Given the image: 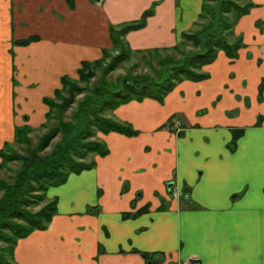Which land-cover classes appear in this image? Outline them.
<instances>
[{
  "label": "crops",
  "instance_id": "obj_1",
  "mask_svg": "<svg viewBox=\"0 0 264 264\" xmlns=\"http://www.w3.org/2000/svg\"><path fill=\"white\" fill-rule=\"evenodd\" d=\"M12 1L19 6L14 8ZM43 1L63 12L62 19L51 21V34L64 35L63 27L71 30L66 28L60 42L47 45L42 38L35 43L38 53L50 58L47 66L34 64L40 73L35 90L18 87L14 94L10 81L0 83V133L7 130L10 137L5 141L24 123L15 106L28 111V101L38 98L43 104V97L61 86L63 75L76 76L83 60L99 58L113 46L111 24L138 20L154 6L146 25L129 31L126 40L134 50L172 47L192 30L204 2L73 0L70 9L67 0ZM252 1L257 6L236 26L246 44L237 59L222 51L204 66L207 79L182 81L164 102L132 100L115 111L139 134L105 135L110 152L97 156L96 167L49 189L51 198L58 197V214L47 229L18 241V263L147 264L141 254L146 251L161 254L158 264H264V91H259L264 82V0ZM27 7L31 0H0V41L8 35L12 15L31 17ZM6 49L0 42V57L7 60ZM6 67L0 77L9 80ZM21 68L19 75L25 71ZM30 108L29 123H40L44 108L36 114ZM177 115L185 127L181 135L166 124ZM236 129L243 132L233 148ZM141 208L148 210L123 217Z\"/></svg>",
  "mask_w": 264,
  "mask_h": 264
},
{
  "label": "trees",
  "instance_id": "obj_2",
  "mask_svg": "<svg viewBox=\"0 0 264 264\" xmlns=\"http://www.w3.org/2000/svg\"><path fill=\"white\" fill-rule=\"evenodd\" d=\"M242 1L204 0L196 22L199 27L183 32L181 40L172 47L134 50L126 40L129 31L146 25L155 12L154 6L144 11L138 20L111 24L112 48L103 49L102 56L96 60H83L76 76L63 75L61 86L52 95L43 97L47 111L45 122L39 127L47 131L39 137L36 146L31 138L34 126L25 115L24 123L15 128L13 141H5L0 148V168H11L14 172L10 174L11 181L0 177V264H20L15 258L18 241L36 230L47 229L58 214V197H49V189L65 184L72 174L96 167L97 156L103 157L110 152L105 135L111 132L128 136L139 134L130 122L116 117L114 112L121 105L146 98L164 102L182 81L207 79L210 74L203 68L213 63L220 52L231 60L239 57L240 49L246 44L242 34H235L236 24L257 6L252 0ZM67 2L71 8L74 6L73 0ZM37 38L17 43L27 45ZM188 45L192 49L186 50ZM176 53L181 54V58H176ZM135 54H142L150 65L157 61L159 68L150 66L153 73L133 74L130 71L116 81L111 80V72ZM98 72V80L92 83ZM259 91L262 95L264 82ZM166 124L164 126L173 132V122ZM242 132L234 130L233 148ZM99 134L103 136L99 138ZM58 136L59 141L53 144ZM52 144L51 151L43 153ZM14 162L20 163L19 168H12ZM126 189L124 186L123 191ZM43 201L47 202L34 211L33 208ZM94 207L100 210L98 205ZM146 210L148 208L126 211L123 217L134 218ZM141 254L147 264H158L161 260L157 252L141 251Z\"/></svg>",
  "mask_w": 264,
  "mask_h": 264
},
{
  "label": "rangeland",
  "instance_id": "obj_3",
  "mask_svg": "<svg viewBox=\"0 0 264 264\" xmlns=\"http://www.w3.org/2000/svg\"><path fill=\"white\" fill-rule=\"evenodd\" d=\"M99 1H101V0H99ZM245 1H247V0H243L242 2L244 3ZM12 3L14 4V8H17V6H19L16 1H14V2L12 1ZM31 4H32V7H27L28 12L29 13L32 12L31 17H28V18L22 17L20 19L19 17L16 18L11 14L12 15L11 26H10L9 32H7L8 35L5 34V37L0 41L3 45H5V47H7V49L5 51L6 55L9 52L8 53L9 57L7 55L8 62H7L6 58L4 59V57H0V71H2V68H3L4 71L6 70V72H7V67H6L7 65H8V71H10V79L7 80L6 76L4 79L0 77V83L1 84H7L8 81H10L11 85H12V90L13 89L15 90L14 94L18 93V91H19V89H17L18 87H21L22 90H24V89H27V90H33L34 89L35 90L39 84V81H40V79H38V77H40V73H39L38 68H35L36 66L34 64L39 63V64H43L44 66H47V64L50 62L49 57H43L41 54L38 53V51H40V45H35V43L41 42L42 38L45 39L44 44H47V45H49V43H52V42H58V41L60 42V41H62L61 39L65 38V36L67 35L66 34V28L71 30L70 27H63V34L64 35L54 32V36H53L51 34V28L53 27V24L51 23V21L55 20L58 17L60 19H62V16H63L62 13L63 12H60V11L54 12L53 11L54 9L47 8L48 4H47V2H44L43 0H31ZM69 7H70V9H72L70 5H69ZM48 10H51L50 11L51 14H53L54 16H57V17H51L48 14ZM34 12H37V14H35ZM196 22L193 25L192 29L199 27V26H196ZM25 23H27V24H25ZM238 23L239 22H237L236 26L238 25ZM41 30H43V33ZM235 34H237V35L242 34V33H239V31L237 30V27H235ZM36 36L38 38L31 41L27 45L17 43L18 41H21L23 39H30V38H34ZM72 37H73V35L70 38H72ZM180 40H181V38H180ZM187 49H192V47L190 45H188L186 50ZM135 50H137V49H135ZM144 50H147V49H144ZM17 56H18V58H17ZM174 56L176 58H181V54H178V53H176ZM22 59H23V62H22ZM96 59H98V58H96ZM96 59H92V60H96ZM20 63H21V65H20ZM22 65L25 66V71L23 70L24 71L23 74H26V75H23V74L19 75L18 74L19 73L18 68L22 69L21 68ZM50 65H51V63H50ZM150 66H154L155 68H159V64L157 63V61H155V60L152 61V65H150L147 61H145L142 58V54H135L131 60L121 64L116 70L111 72L109 77L111 78V80L116 81L118 77L126 75L130 71H132L133 74L153 73V70ZM131 67H134V68L131 69ZM50 68H51V66H50ZM99 76H100V72H98V75L92 79V83H94L96 80H98ZM1 90H2V88H1ZM0 94H1V92H0ZM15 102L18 103L19 101L18 100L14 101V105H15ZM29 104L30 103L28 101V105H25V107H28V109H29L28 111H24L25 110L24 106L20 107L19 110H18L17 106H15V109H16L15 113L17 114V116L20 115V120H23V117H25V115H28L29 120H30V115H31L30 111H33V109L31 110L30 107L34 108L35 114L41 108L42 109L44 108V110H42V114L47 111V106L44 103L42 104L40 98L36 99V102L33 101V104H30V105ZM194 104L195 103H193L192 105H194ZM73 110L74 109L72 108L67 113V118H70ZM181 120H182L181 117H179V115H177V117L173 121V124H171V127L174 130L173 132L178 134V135H179V132H183V129L185 128L183 123L181 122ZM21 122H23V121H21ZM43 122H45V118L40 123H36L33 125L34 130L31 133V138L33 140L34 146L37 145L39 137L42 136L43 133L47 131V129L43 130V129H40V127H39ZM0 131H1V129H0ZM7 134H8L7 130L4 131V135L0 133V145H1L0 147L3 146V143L5 140H9L10 137H8ZM102 136H103L102 134H99V138H101ZM6 138H8V139H6ZM13 139H10V141H13ZM59 139H60V136H58L53 141V144L56 141H59ZM53 144L50 147H48L45 151H43V153L50 152ZM0 163H1V159H0ZM11 165H12V168L17 169V168H19L20 163L14 162ZM13 173L14 172H13V170H11V168L10 169L0 168V177L1 178H6L9 181H11L10 180L11 179L10 174H13ZM1 196H2V192H0V198H1ZM187 196H188V194H185V197H187ZM46 202L47 201L41 202L38 206H35L33 208V210L34 211L38 210ZM161 208L162 209L166 208V205L164 204V206ZM187 262H197V261L196 260H190Z\"/></svg>",
  "mask_w": 264,
  "mask_h": 264
},
{
  "label": "built area",
  "instance_id": "obj_4",
  "mask_svg": "<svg viewBox=\"0 0 264 264\" xmlns=\"http://www.w3.org/2000/svg\"><path fill=\"white\" fill-rule=\"evenodd\" d=\"M183 264H198V261L197 262H184Z\"/></svg>",
  "mask_w": 264,
  "mask_h": 264
}]
</instances>
